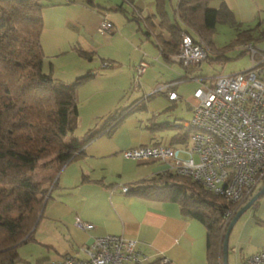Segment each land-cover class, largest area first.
I'll return each mask as SVG.
<instances>
[{
  "label": "crops",
  "instance_id": "obj_1",
  "mask_svg": "<svg viewBox=\"0 0 264 264\" xmlns=\"http://www.w3.org/2000/svg\"><path fill=\"white\" fill-rule=\"evenodd\" d=\"M214 1L212 8L226 3L238 30L264 28V0ZM44 4L40 45L45 70L65 82L92 73L76 88L77 125L68 138L101 128L116 111L127 108V113L110 135L88 142L58 171L32 239L18 246L22 264H46L65 254L85 258L82 246L108 234L136 240L144 260L134 264L160 263L162 257L166 261L160 264H207V233L200 221L182 214L177 202L139 197L123 192L121 186L170 169L169 162L127 159L122 151L138 145H189L190 138L172 140L186 130L196 102L194 90L202 78L211 85L210 78L198 65L184 67L168 52L161 53L149 29L152 24L145 20L156 14L155 0H44ZM166 4L164 0L167 10ZM102 17L113 27L101 33L97 26ZM152 20L156 24L157 16ZM261 43L264 38L254 45ZM140 61L147 66L135 78ZM169 92L176 98H169ZM134 103L140 105L128 112ZM77 217L92 227L76 226ZM263 248L264 193L234 223L227 262L243 264Z\"/></svg>",
  "mask_w": 264,
  "mask_h": 264
},
{
  "label": "trees",
  "instance_id": "obj_2",
  "mask_svg": "<svg viewBox=\"0 0 264 264\" xmlns=\"http://www.w3.org/2000/svg\"><path fill=\"white\" fill-rule=\"evenodd\" d=\"M210 1L178 0L171 20L164 0H155L157 12L145 20L152 24L149 29L161 53H176L183 31L193 41L201 39L211 48L217 23L237 28L226 3L222 1L217 8H212ZM44 6V0H0V264L24 262L18 246L32 239L58 171L79 156L88 142L102 134L110 135L127 113V108L116 111L101 128L88 131L83 137L70 136L65 140L77 125L76 88L92 73L65 82L45 70L40 45ZM156 16L155 24L152 17ZM260 38H264V28L238 30L231 45L254 44ZM222 52L211 56L208 50L207 62L214 57L221 59ZM139 105L132 104L128 112ZM192 132V128L186 127L172 142L187 141ZM38 169H50V172L39 177ZM127 187L126 193L139 197L177 202L182 214L200 221L207 233V264H223L225 213H235L254 194L252 191L238 206L170 169ZM147 264L160 263L155 260Z\"/></svg>",
  "mask_w": 264,
  "mask_h": 264
},
{
  "label": "built area",
  "instance_id": "obj_3",
  "mask_svg": "<svg viewBox=\"0 0 264 264\" xmlns=\"http://www.w3.org/2000/svg\"><path fill=\"white\" fill-rule=\"evenodd\" d=\"M112 27V22L102 17L97 30L102 33ZM240 46L250 52L249 68L218 74L213 85L200 81L194 90L196 102L185 124L193 130L189 145H138L126 148L122 155L132 160L169 162L170 170L176 174L190 177L239 206L264 179V49L251 42ZM169 57L185 66L196 65L208 60V48L201 39L193 41L183 31L177 52ZM146 66L145 61L136 65L135 78ZM168 97L176 98V93L169 92ZM121 190L126 193L128 187L121 186ZM233 214L234 211L225 213V225ZM75 225L92 227L78 217ZM81 249L85 258L65 254L46 264H134L144 260L136 249V240L124 235L98 236ZM165 261L160 259V263ZM243 264H264V248L246 257Z\"/></svg>",
  "mask_w": 264,
  "mask_h": 264
},
{
  "label": "rangeland",
  "instance_id": "obj_4",
  "mask_svg": "<svg viewBox=\"0 0 264 264\" xmlns=\"http://www.w3.org/2000/svg\"><path fill=\"white\" fill-rule=\"evenodd\" d=\"M177 0H167L166 8L169 13V18L173 20V8ZM214 0L210 2V6H213ZM237 28L233 25L227 23H217L214 33L212 35V47H208V50L212 51L213 54L218 53L223 50L221 59L217 57L212 58L211 62L202 61L198 64L199 70L205 75H207L210 79L207 81L213 85V75L215 74H228L232 72H238L244 69H247L251 66V55L248 50H243L238 43H234V39L237 36ZM230 47H226L229 46ZM264 46V43H261L257 48H261ZM225 47V48H224ZM174 54V53H171ZM169 54V56L171 55ZM139 63V62H138ZM65 140H68V135H66ZM50 169L39 170V177L43 174L49 173ZM262 186V183H259L254 188V193Z\"/></svg>",
  "mask_w": 264,
  "mask_h": 264
},
{
  "label": "water",
  "instance_id": "obj_5",
  "mask_svg": "<svg viewBox=\"0 0 264 264\" xmlns=\"http://www.w3.org/2000/svg\"><path fill=\"white\" fill-rule=\"evenodd\" d=\"M264 193V183L262 186L242 205L240 206L236 212L232 215L230 218L227 227L224 232L223 241L221 244L222 247V262L223 264H228L227 262V253H228V237L229 233L236 222V220L239 218V216L244 213L262 194Z\"/></svg>",
  "mask_w": 264,
  "mask_h": 264
}]
</instances>
